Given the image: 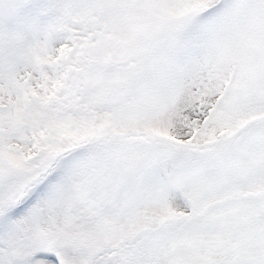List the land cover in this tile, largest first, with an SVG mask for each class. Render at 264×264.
Here are the masks:
<instances>
[{
    "label": "snow or ice",
    "instance_id": "snow-or-ice-1",
    "mask_svg": "<svg viewBox=\"0 0 264 264\" xmlns=\"http://www.w3.org/2000/svg\"><path fill=\"white\" fill-rule=\"evenodd\" d=\"M0 264H264V0H0Z\"/></svg>",
    "mask_w": 264,
    "mask_h": 264
}]
</instances>
